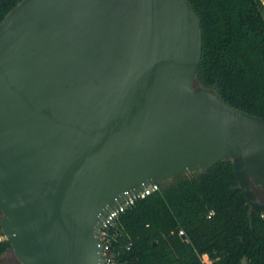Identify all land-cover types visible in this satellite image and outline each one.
I'll return each instance as SVG.
<instances>
[{"label": "water", "instance_id": "obj_1", "mask_svg": "<svg viewBox=\"0 0 264 264\" xmlns=\"http://www.w3.org/2000/svg\"><path fill=\"white\" fill-rule=\"evenodd\" d=\"M186 0H21L0 21V230L17 264H102L97 228L148 183L229 158L264 210V122L193 84Z\"/></svg>", "mask_w": 264, "mask_h": 264}, {"label": "trees", "instance_id": "obj_2", "mask_svg": "<svg viewBox=\"0 0 264 264\" xmlns=\"http://www.w3.org/2000/svg\"><path fill=\"white\" fill-rule=\"evenodd\" d=\"M20 1L0 0V21ZM186 1L201 35L193 84L264 122L263 5ZM258 197L264 201V188ZM106 231L124 264H264V218L246 202L229 158L158 181L124 206ZM0 235L1 255L10 245Z\"/></svg>", "mask_w": 264, "mask_h": 264}, {"label": "built area", "instance_id": "obj_3", "mask_svg": "<svg viewBox=\"0 0 264 264\" xmlns=\"http://www.w3.org/2000/svg\"><path fill=\"white\" fill-rule=\"evenodd\" d=\"M157 188V182L148 183L143 186L139 191L131 194L127 198H125L121 203H119L116 207L110 209L105 217L100 222L97 228V235L99 240L101 241V256L103 258L102 264H124V261L116 257V253L111 250L110 243L108 241L106 228L113 222V219L117 215L119 211L123 209L124 206L131 203L134 198L141 197L152 190ZM260 215L264 218V210L260 211ZM181 233V230H178ZM1 238V235H0ZM126 248L128 246H125Z\"/></svg>", "mask_w": 264, "mask_h": 264}, {"label": "rangeland", "instance_id": "obj_4", "mask_svg": "<svg viewBox=\"0 0 264 264\" xmlns=\"http://www.w3.org/2000/svg\"><path fill=\"white\" fill-rule=\"evenodd\" d=\"M16 257L11 251V249H7L3 254L0 255V264H7L10 260L15 261Z\"/></svg>", "mask_w": 264, "mask_h": 264}, {"label": "flooded vegetation", "instance_id": "obj_5", "mask_svg": "<svg viewBox=\"0 0 264 264\" xmlns=\"http://www.w3.org/2000/svg\"><path fill=\"white\" fill-rule=\"evenodd\" d=\"M17 263H18V261H17V259H15V261L14 260H10V262L7 263V264H17Z\"/></svg>", "mask_w": 264, "mask_h": 264}, {"label": "crops", "instance_id": "obj_6", "mask_svg": "<svg viewBox=\"0 0 264 264\" xmlns=\"http://www.w3.org/2000/svg\"><path fill=\"white\" fill-rule=\"evenodd\" d=\"M260 2H261V4L263 5V7H264V0H259Z\"/></svg>", "mask_w": 264, "mask_h": 264}, {"label": "bare ground", "instance_id": "obj_7", "mask_svg": "<svg viewBox=\"0 0 264 264\" xmlns=\"http://www.w3.org/2000/svg\"><path fill=\"white\" fill-rule=\"evenodd\" d=\"M128 196H130V195H128ZM128 196H127V197H128ZM127 197H126V198H127Z\"/></svg>", "mask_w": 264, "mask_h": 264}]
</instances>
